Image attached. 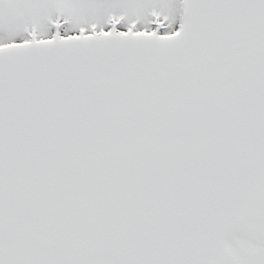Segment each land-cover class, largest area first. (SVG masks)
<instances>
[{
    "label": "snow or ice",
    "instance_id": "obj_1",
    "mask_svg": "<svg viewBox=\"0 0 264 264\" xmlns=\"http://www.w3.org/2000/svg\"><path fill=\"white\" fill-rule=\"evenodd\" d=\"M0 264H264V0H0Z\"/></svg>",
    "mask_w": 264,
    "mask_h": 264
}]
</instances>
